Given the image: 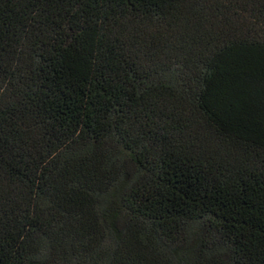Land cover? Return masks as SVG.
<instances>
[{"label":"trees","instance_id":"obj_1","mask_svg":"<svg viewBox=\"0 0 264 264\" xmlns=\"http://www.w3.org/2000/svg\"><path fill=\"white\" fill-rule=\"evenodd\" d=\"M0 264H264V0H0Z\"/></svg>","mask_w":264,"mask_h":264}]
</instances>
